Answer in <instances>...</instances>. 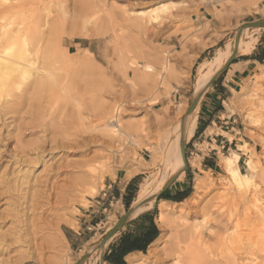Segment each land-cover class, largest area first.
<instances>
[{
	"label": "rangeland",
	"instance_id": "obj_1",
	"mask_svg": "<svg viewBox=\"0 0 264 264\" xmlns=\"http://www.w3.org/2000/svg\"><path fill=\"white\" fill-rule=\"evenodd\" d=\"M241 2L239 11L235 0H0V27L14 18L26 24L30 42L42 39L40 45L47 49L43 54L49 56L44 60L50 61V66L46 64L53 75L44 79L40 90L34 86L41 77L37 63L25 81L0 74V264H14L20 257L31 264H107L103 256L109 245L101 254L91 252L131 208H122L108 196L107 178L118 169L138 167L136 171H143L142 183L160 169L173 141L175 109L180 102L190 105L194 99L200 64L218 49L228 45L234 49L242 26L258 18L264 21V8L259 9L255 0ZM162 5L168 11L157 24L142 29L127 19ZM248 30L251 38L262 31ZM7 46L1 42L0 52ZM263 84L256 83L249 94L240 89L227 103L250 152L238 166L244 172L245 160L252 155L258 167L253 184L261 207ZM171 95V113L163 115V100L169 103ZM115 106L120 107V125L130 140L111 142L99 134L104 123L100 114ZM207 147L186 143L189 174L186 183L176 181L175 187L189 189V197L180 203H154L157 227L161 202L174 214L167 217V227L160 229V238L145 254L131 256L136 264H176L172 255L183 224L188 227L208 215L219 228L227 224L233 190L220 162L231 151H219L213 172L193 173ZM206 176L214 188L203 189L194 198L195 179ZM180 209L181 213L176 211ZM231 231L230 227L227 232ZM235 258L242 264L251 259L242 253ZM261 261L257 254L255 262Z\"/></svg>",
	"mask_w": 264,
	"mask_h": 264
},
{
	"label": "bare ground",
	"instance_id": "obj_2",
	"mask_svg": "<svg viewBox=\"0 0 264 264\" xmlns=\"http://www.w3.org/2000/svg\"><path fill=\"white\" fill-rule=\"evenodd\" d=\"M202 1L207 2L208 0ZM235 1L239 4L236 7V10L240 11L242 9V2L241 0ZM13 6L10 4V7ZM233 7L234 6H232V8ZM8 10L6 9V11ZM167 11L168 7L162 5L149 12H142L141 14L132 17L128 16L127 19L136 24L138 28L144 29L147 25L150 26L159 23L162 19L161 14L167 13ZM14 21L15 18L9 21L7 25L0 27V43L2 42L3 44L8 45L5 50L0 52V74H8V76L13 74L16 75L19 80L25 81L29 77V70L31 66H34L37 63L36 67L39 72L37 73L41 77L38 81L36 80L34 86L36 89L40 87V90H42V86H44V79L46 77L53 76L51 73L52 70L48 68L51 64L49 63L50 61H45L48 60L49 57H46L47 49L46 51L43 50L42 46L44 45H40L42 41L41 38H39V40L37 38L35 40L30 38L32 40V42H30L28 39L31 37L29 36L31 33L26 27V24ZM239 30L236 32V36L239 34L236 51L241 55H249L254 49L256 40L255 38H251L252 36L247 28ZM256 30H259V28ZM17 45L21 46L20 49H16ZM233 50L232 45H228L223 49H218L210 60L204 61L200 64L198 75L194 84V97L200 95L201 98L203 93L209 88L210 81L221 69L224 68L227 61L231 57ZM43 51L44 53L46 52V55L43 54ZM18 60H21L23 63L19 64ZM44 61L45 64L48 62L47 64L49 66L47 64L46 66ZM258 82L264 83V69L261 68V65H258L254 74L247 79V83L242 85V93H251L252 88ZM233 93L235 94L237 92ZM259 105L264 107L263 102H260ZM189 107L190 105L180 102L177 108H174L175 114L173 118L177 120V124L175 123L176 126L173 129L172 144L165 150V154H163L160 169L156 173L144 179V181L140 184L136 198L129 209L131 213L130 219H135L142 213L151 210L156 202L154 199L155 196L164 189L174 176H177V181L184 178L186 164L181 152V143L186 144L193 138L197 125L198 103L195 109L187 114ZM119 111V106L108 108L102 111L99 117L104 123L102 122L103 130L98 132H100V136L103 138L106 137L111 142L115 140L117 142L125 141L127 139L130 140L128 132L126 133L124 130L125 128L123 129L120 125ZM140 133H144L143 130ZM53 146L54 145H52L51 148H53ZM110 147L112 148L113 145H110ZM238 151L247 155L249 152L247 143H244L243 146H239ZM239 159V152L231 151L229 155L223 156L220 162L223 172L230 185V189L233 190V194L230 196L233 202L228 207L229 214L226 215L227 224L224 225L223 228H219L214 222V219L209 220V213L206 214L209 217L203 218L199 223L195 222L188 227L182 223L185 228L179 233L176 249L172 255L175 256L176 264H242L239 263L237 258H235L236 253H242L243 255L251 258L249 263L245 264H264V207H261V204H257L259 202L256 191L257 186L253 184L257 178L258 167L253 163L252 155H248L245 160L246 169L242 172L238 166ZM153 162L154 163L152 165L155 167V159ZM259 169L260 172H262V169ZM206 188H214V183L210 177H197L193 188L195 191L193 197L197 198V194ZM159 207L160 209L157 214V221L159 223L158 228L160 230L167 227L169 223L167 217L174 214V209L167 208L166 204L163 202L159 204ZM176 211L181 213L183 210L180 209ZM230 227L232 228V231L228 233L227 231L228 229L230 230ZM112 228L113 226L109 227L106 233H108ZM244 230H247L248 233L245 234L243 232ZM114 237L115 235L111 237L103 246L93 249L91 252L92 255L98 251L99 254H101L103 250H105V247L113 241ZM245 238L249 242V245H244V243H242L246 241L244 240ZM257 254L262 257V261L260 263L255 262L257 260ZM126 262L127 264L137 263L135 257L127 258ZM14 264H31V262L27 261V258L25 257H20L17 261H14Z\"/></svg>",
	"mask_w": 264,
	"mask_h": 264
},
{
	"label": "crops",
	"instance_id": "obj_3",
	"mask_svg": "<svg viewBox=\"0 0 264 264\" xmlns=\"http://www.w3.org/2000/svg\"><path fill=\"white\" fill-rule=\"evenodd\" d=\"M255 1L257 2V7L259 9L264 8V0ZM260 19L261 18H258L255 21H259ZM255 40L256 43L252 52L249 55L237 54L232 64H230L225 71L215 79L212 85L204 92L205 94L203 93L201 96L202 99L200 98L199 100L201 102H198L197 125L190 143L193 147L202 146L203 144H207L209 147H207V152L202 154V157L199 156L200 160L192 170L193 173L195 171L213 172L218 166L219 151L225 150L226 152H240L238 151V147L243 146L244 143H246L244 137L240 136L238 127L235 126L236 119L233 117L234 114L229 113L227 110V103L229 104L230 99L233 97V92H238L244 82L251 77L257 66L264 63V28L261 33L255 36ZM204 52L205 50L197 56V59H200ZM197 59L194 61L193 65H195ZM173 101H176V96L173 97ZM172 104V95L169 96V103L166 102V99L163 100V106L160 108L163 111V115H170ZM243 156L245 155L240 153L239 160H241ZM136 169H138V167L118 169L112 176L107 178L106 188L108 190V196L112 200L120 202L121 207L126 210H128L125 207V202L128 199L127 195L132 197L131 206L141 184L143 171L141 169L136 171ZM133 171L136 172L129 175ZM184 174L183 181H181L183 184L186 183L185 179L187 178V174H189V170H187V168L184 171ZM175 186L176 185L174 183L169 189L161 193L155 201L173 202L159 199V197L162 194L172 196L176 193L189 191V189H184L179 185V187ZM173 188H175L174 191ZM170 191H173V193ZM147 214H152L153 223L158 231L157 238L149 246H147V252L149 247L153 245L161 235L160 230L155 223L154 208L142 213L135 219H130L124 227H122L115 234L113 241L109 244L110 248L105 255L110 253L111 250L116 249L121 241L127 236L129 238L139 236L140 240L138 244L142 245L141 235L144 233L149 224L148 218L145 217ZM105 255L103 256V259ZM139 255H143V253L135 250L124 256L123 261L127 264V258Z\"/></svg>",
	"mask_w": 264,
	"mask_h": 264
},
{
	"label": "trees",
	"instance_id": "obj_4",
	"mask_svg": "<svg viewBox=\"0 0 264 264\" xmlns=\"http://www.w3.org/2000/svg\"><path fill=\"white\" fill-rule=\"evenodd\" d=\"M190 191L176 193L175 195H166L162 194L159 199H163L166 201H173L176 203H180L186 198L189 197ZM127 201L125 202V207L128 209L131 204V196L127 195ZM145 217L148 218L149 224L144 231V233L141 235L142 237V245H139L138 242L140 240L139 236H134L132 238H129L128 236L125 237L121 243L117 246L116 249L111 250L110 253L105 255L104 261L108 264H125L123 261L124 256H126L128 253L133 252L135 250H138L142 252L143 254L146 253V248L149 246L158 236V231L155 228V225L153 223V216L152 214H147Z\"/></svg>",
	"mask_w": 264,
	"mask_h": 264
},
{
	"label": "water",
	"instance_id": "obj_5",
	"mask_svg": "<svg viewBox=\"0 0 264 264\" xmlns=\"http://www.w3.org/2000/svg\"><path fill=\"white\" fill-rule=\"evenodd\" d=\"M245 28H247V29H257V28H264V21H257V22H251V23H248V24H246V25H244V26H242L241 28H240V30H242V29H245ZM239 30V31H240ZM238 40H239V34H237V36H236V39H235V48H234V50H233V53H232V55H231V57L229 58V60L227 61V63H226V67H224L223 69H221L218 73H217V75L210 81V83H209V87L212 85V83L215 81V79L219 76V75H221L224 71H225V69L230 65V64H232V62H233V60L235 59V57H236V55H237V51H236V48H237V44H238ZM199 100H200V95H197L196 97H194V99L191 101V104H190V107L188 108V110H187V114L188 113H190V112H192L194 109H195V107H196V105H197V103L199 102ZM185 149H186V144H183V143H181V152H182V155H183V159H184V162H185V164H186V156H185ZM186 168H187V166H186ZM186 168H185V170H186ZM177 180V176H174V178L164 187V189L160 192V193H158L156 196H155V198L154 199H157V197L161 194V193H163V192H165L167 189H169L174 183H175V181ZM130 217H131V213H130V211L128 210L126 213H125V215L124 216H122L120 219H118V221L114 224V226H113V228L108 232V233H106L105 235H104V237H103V239L101 240V242H100V246H103L111 237H113L122 227H124V225L130 220ZM85 258H87V256L86 257H83V259H82V261L85 259ZM81 262H77L76 264H80Z\"/></svg>",
	"mask_w": 264,
	"mask_h": 264
}]
</instances>
